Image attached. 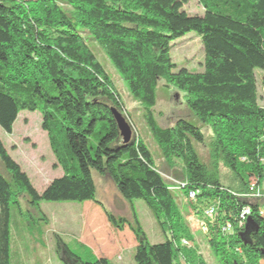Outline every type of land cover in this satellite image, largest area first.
<instances>
[{"label": "trees", "instance_id": "obj_1", "mask_svg": "<svg viewBox=\"0 0 264 264\" xmlns=\"http://www.w3.org/2000/svg\"><path fill=\"white\" fill-rule=\"evenodd\" d=\"M188 0H0V129L12 133L21 112L37 113L61 176L41 193L8 156L0 141V264H11V212L18 216L19 195L43 220L41 203L99 205L116 229L127 223L95 200L94 176L109 181L129 204L137 245L135 264H205L183 223L175 192L139 138L124 144L114 120L125 110L112 82L87 40L93 42L126 83L144 110L148 130L183 188L196 195V216L213 207L216 217L207 244L220 264H264V108L259 106L255 72L263 73L264 0H198L200 16L183 7ZM69 8V13L63 11ZM193 32L202 46V72L176 70L174 42ZM87 36V39L84 38ZM159 81L186 95L195 117L210 128L212 151L238 184L224 186L201 164L193 143L199 129L184 120L156 125L151 108ZM125 119V118H124ZM126 121V119H125ZM141 201L165 240L149 244L132 207ZM245 209L249 213L241 218ZM32 225V214L28 215ZM39 222V220H37ZM36 225V222L33 223ZM226 224L231 233H223ZM56 253L64 264H109L74 255L58 237ZM182 241L189 247L183 246ZM19 264V263H17Z\"/></svg>", "mask_w": 264, "mask_h": 264}, {"label": "rangeland", "instance_id": "obj_2", "mask_svg": "<svg viewBox=\"0 0 264 264\" xmlns=\"http://www.w3.org/2000/svg\"><path fill=\"white\" fill-rule=\"evenodd\" d=\"M183 10L190 16H200L203 13L198 0H188ZM63 11L69 13L70 9L63 7ZM84 38L87 39V36ZM87 43L108 75L125 108L123 116L131 128L132 137L139 138L144 143L154 166L164 180L173 185V172H181V163L176 161L175 167L171 169L164 163L161 152L148 130L142 106L132 98L126 83L101 50L93 42L87 40ZM170 57L176 70L184 68L194 73L203 70L202 46L193 32L187 33L174 42ZM262 74L258 71L255 72L260 97L259 106L264 108L263 89L260 84ZM151 113L156 125L160 128H171L178 120H184L199 129L203 141L202 143H193V149L200 163L216 174L222 185L232 189L238 188L237 182L224 166L222 159L215 157L212 151L210 128L203 125L189 109L184 92L173 87H166L163 81H159ZM40 122L39 114L21 112L13 124L11 134H6L0 129V141L8 156L26 174L37 193H41L50 181L59 178L62 174L60 169L53 168L54 159L49 150L46 134L40 129ZM0 173L7 177L1 164ZM94 180L96 185L95 200L100 202L104 210L115 219H124L128 224H133L129 204L120 198L115 187L109 181L98 176H94ZM263 192L264 185L257 193L262 196ZM175 196L179 213L193 238L194 242L191 245L195 247L197 255H200L205 264H220L207 244L209 228L214 221L206 223V232H204L200 224H205V222L196 216L185 197L177 191H175ZM18 204L22 215L18 216L15 209L11 212V264H64L61 257L63 255L59 256L56 253V237L68 245L74 255L83 259L87 258L86 253L97 258L95 254L97 255L101 248L95 239L102 238L108 243L103 247V251L111 255H107L109 264H135L133 257L137 241L132 231L127 223L122 229L112 227L106 221L99 205L93 202L41 203L43 220H40L39 215H36L35 211L33 212L27 206L25 195H19ZM132 207L148 243L153 245L163 242L165 238L145 205L141 201H133ZM30 213L32 214L31 226L26 223L31 221L28 217ZM34 222L36 225L33 224ZM109 242L114 244V249L110 247Z\"/></svg>", "mask_w": 264, "mask_h": 264}, {"label": "built area", "instance_id": "obj_3", "mask_svg": "<svg viewBox=\"0 0 264 264\" xmlns=\"http://www.w3.org/2000/svg\"><path fill=\"white\" fill-rule=\"evenodd\" d=\"M172 183H174L173 185H171V190L172 191H177L179 192L183 186L178 183V182H175L172 180ZM256 194V193H255ZM185 197V200L187 201L188 205H191L192 203L195 202V199H196V195L195 193L193 192H189L188 194L184 195ZM251 197H255V198H258V197H261L258 193L256 195H251ZM249 213L248 209H245L244 212L242 213V216L241 218L244 219V216L247 215ZM215 217H216V211L213 207H206L202 212H201V218L204 223L200 224L202 226V230L204 232H206V223H212L214 220H215ZM223 233H231L232 232V227L229 225V224H226L224 226V228L222 229ZM181 244L183 246H186V247H189L188 243L185 242V241H182Z\"/></svg>", "mask_w": 264, "mask_h": 264}, {"label": "water", "instance_id": "obj_4", "mask_svg": "<svg viewBox=\"0 0 264 264\" xmlns=\"http://www.w3.org/2000/svg\"><path fill=\"white\" fill-rule=\"evenodd\" d=\"M112 114L116 122L122 142L124 144L131 143L134 137H132V131H131L130 126L127 124L125 119L120 114H118L115 111H113Z\"/></svg>", "mask_w": 264, "mask_h": 264}, {"label": "crops", "instance_id": "obj_5", "mask_svg": "<svg viewBox=\"0 0 264 264\" xmlns=\"http://www.w3.org/2000/svg\"><path fill=\"white\" fill-rule=\"evenodd\" d=\"M113 236V235H112ZM113 241V240H112ZM95 242H97L98 244H99V246H100V250L98 251V254L96 255L95 254V256L97 257V258H103V259H108L107 258V255H110L109 253H104V251H103V247H105V245L106 244H108L107 243V241L106 240H104V239H102V238H97V239H95ZM110 244H111V248H113L114 249V244H112L111 242H109ZM111 256V255H110Z\"/></svg>", "mask_w": 264, "mask_h": 264}]
</instances>
